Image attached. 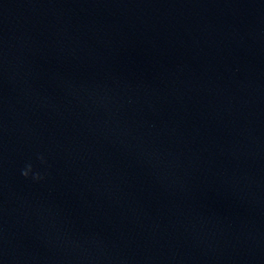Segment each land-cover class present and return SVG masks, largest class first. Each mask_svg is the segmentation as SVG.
<instances>
[{
  "label": "water",
  "instance_id": "obj_1",
  "mask_svg": "<svg viewBox=\"0 0 264 264\" xmlns=\"http://www.w3.org/2000/svg\"><path fill=\"white\" fill-rule=\"evenodd\" d=\"M0 264H264V0H0Z\"/></svg>",
  "mask_w": 264,
  "mask_h": 264
},
{
  "label": "clouds",
  "instance_id": "obj_2",
  "mask_svg": "<svg viewBox=\"0 0 264 264\" xmlns=\"http://www.w3.org/2000/svg\"><path fill=\"white\" fill-rule=\"evenodd\" d=\"M21 175L25 179H31L33 182H40L43 179V176L39 173H34L31 166L27 167L26 169L22 170Z\"/></svg>",
  "mask_w": 264,
  "mask_h": 264
}]
</instances>
